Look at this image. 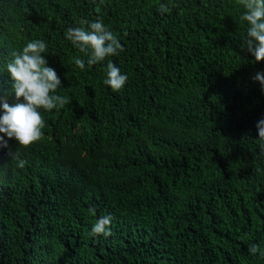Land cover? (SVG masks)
<instances>
[{"label": "trees", "instance_id": "16d2710c", "mask_svg": "<svg viewBox=\"0 0 264 264\" xmlns=\"http://www.w3.org/2000/svg\"><path fill=\"white\" fill-rule=\"evenodd\" d=\"M245 11L240 0H0V101L26 103L7 64L34 40L69 101L38 109L42 137L27 149L0 133V264H264L249 252L264 250L253 80L264 61L241 49ZM97 18L123 51L89 66L65 33ZM108 62L127 76L119 91L104 84ZM104 216L111 235L92 236Z\"/></svg>", "mask_w": 264, "mask_h": 264}, {"label": "clouds", "instance_id": "9594fccd", "mask_svg": "<svg viewBox=\"0 0 264 264\" xmlns=\"http://www.w3.org/2000/svg\"><path fill=\"white\" fill-rule=\"evenodd\" d=\"M246 11L240 19L247 22V34L242 38V50L250 53L257 62L264 61V0H240ZM160 13L169 11L165 4L159 7ZM66 39L71 41L73 46L78 48L88 59L89 66L104 61L107 57L115 56L123 47L120 41L109 31L103 20L97 18L85 28H69L65 33ZM47 49L45 42L34 40L28 42L22 52H13V59L7 64L8 73L11 74L13 91L17 100L23 98L26 103L2 97L9 100L0 101L2 116H0V133L9 139L23 146L25 149L39 141L42 137V129L45 122L38 109L52 110L62 109L68 104V97L56 94L61 87V80L58 78L54 69L47 66V61L42 55ZM74 63L84 69L85 61L79 57H74ZM107 78L104 84L114 91L122 89L127 81V76L122 75L120 69L112 62L107 64ZM258 81L264 90V73L257 72L253 77ZM3 101V102H2ZM259 140L258 145L264 154V118L256 124ZM0 145L8 148V141L0 136ZM12 159H18L9 153ZM19 167L24 166L23 161H19ZM111 216H104L97 220L92 227L91 235L98 236L111 235L110 224ZM252 255L259 253L264 256V250L259 245L252 244L249 247Z\"/></svg>", "mask_w": 264, "mask_h": 264}]
</instances>
